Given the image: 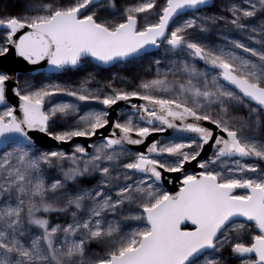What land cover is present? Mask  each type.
<instances>
[{
    "label": "snow or ice",
    "instance_id": "obj_1",
    "mask_svg": "<svg viewBox=\"0 0 264 264\" xmlns=\"http://www.w3.org/2000/svg\"><path fill=\"white\" fill-rule=\"evenodd\" d=\"M0 264H264V0L0 11Z\"/></svg>",
    "mask_w": 264,
    "mask_h": 264
},
{
    "label": "rangeland",
    "instance_id": "obj_2",
    "mask_svg": "<svg viewBox=\"0 0 264 264\" xmlns=\"http://www.w3.org/2000/svg\"><path fill=\"white\" fill-rule=\"evenodd\" d=\"M19 4L17 6V8L15 9V11L12 14H16L17 12H20L22 9V0H18ZM5 10L2 7H0V11ZM8 12V11H7ZM10 13V12H9ZM146 66V64H145ZM89 71H95V69L93 68V66L91 65H86L83 68H81L78 71H73L70 73H64L63 74V79H68L71 81H76L79 78H81L82 76L86 75L87 72ZM138 71V69L135 68H129V67H121V66H117L116 68H106L103 70L99 71V76L100 78H103L105 76H109L112 72H118L120 73L122 76H129L132 73ZM72 145L69 146L68 150H71ZM53 222H58L57 218L55 216L52 217ZM60 219H63V217H61Z\"/></svg>",
    "mask_w": 264,
    "mask_h": 264
},
{
    "label": "water",
    "instance_id": "obj_3",
    "mask_svg": "<svg viewBox=\"0 0 264 264\" xmlns=\"http://www.w3.org/2000/svg\"><path fill=\"white\" fill-rule=\"evenodd\" d=\"M20 58H17L14 56V53H13V56L11 58H9L7 61H3V65L6 66V67H14V68H21L23 67V64L22 63H17V61H19ZM80 139L81 138H78V142H80ZM52 144H55L56 142L52 141L51 142ZM71 144L69 143L68 145H66L65 147L67 148V150L69 149V146ZM189 167H192V165H190ZM172 176H175L177 174H171ZM166 187L171 190V191H175L176 188H177V185L176 184H173V183H166Z\"/></svg>",
    "mask_w": 264,
    "mask_h": 264
},
{
    "label": "trees",
    "instance_id": "obj_4",
    "mask_svg": "<svg viewBox=\"0 0 264 264\" xmlns=\"http://www.w3.org/2000/svg\"><path fill=\"white\" fill-rule=\"evenodd\" d=\"M19 4L18 0H0V7L13 13Z\"/></svg>",
    "mask_w": 264,
    "mask_h": 264
}]
</instances>
